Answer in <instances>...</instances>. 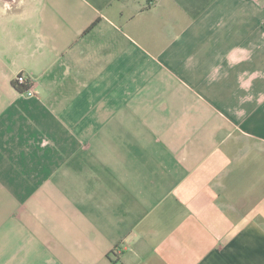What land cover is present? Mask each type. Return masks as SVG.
Returning a JSON list of instances; mask_svg holds the SVG:
<instances>
[{
    "label": "crops",
    "instance_id": "obj_1",
    "mask_svg": "<svg viewBox=\"0 0 264 264\" xmlns=\"http://www.w3.org/2000/svg\"><path fill=\"white\" fill-rule=\"evenodd\" d=\"M0 264H264V1L0 0Z\"/></svg>",
    "mask_w": 264,
    "mask_h": 264
},
{
    "label": "built area",
    "instance_id": "obj_2",
    "mask_svg": "<svg viewBox=\"0 0 264 264\" xmlns=\"http://www.w3.org/2000/svg\"><path fill=\"white\" fill-rule=\"evenodd\" d=\"M14 84L16 87H21L23 85H28L27 89L24 90V94L27 95L28 97H33L35 96V93L33 89L30 87L31 82L28 80V78L25 75H19L16 77Z\"/></svg>",
    "mask_w": 264,
    "mask_h": 264
},
{
    "label": "trees",
    "instance_id": "obj_3",
    "mask_svg": "<svg viewBox=\"0 0 264 264\" xmlns=\"http://www.w3.org/2000/svg\"><path fill=\"white\" fill-rule=\"evenodd\" d=\"M27 87H28V85L26 84V85H23V86H21V87H17L20 91H24V90H26L27 89Z\"/></svg>",
    "mask_w": 264,
    "mask_h": 264
},
{
    "label": "rangeland",
    "instance_id": "obj_4",
    "mask_svg": "<svg viewBox=\"0 0 264 264\" xmlns=\"http://www.w3.org/2000/svg\"><path fill=\"white\" fill-rule=\"evenodd\" d=\"M260 1H264V0H260Z\"/></svg>",
    "mask_w": 264,
    "mask_h": 264
}]
</instances>
